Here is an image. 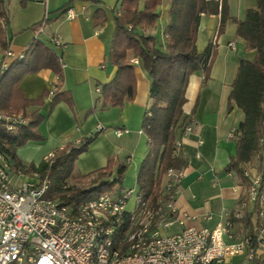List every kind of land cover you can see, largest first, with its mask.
I'll use <instances>...</instances> for the list:
<instances>
[{"label":"crops","instance_id":"crops-1","mask_svg":"<svg viewBox=\"0 0 264 264\" xmlns=\"http://www.w3.org/2000/svg\"><path fill=\"white\" fill-rule=\"evenodd\" d=\"M69 1L47 0L45 5L41 0H29L22 6L21 0H4L9 17L7 50L16 55L24 53L36 39L39 24L48 11L49 20L40 38L63 58L60 92L69 93L72 99V106L61 101L52 107L53 96L49 93L59 78L51 69L24 76L19 87L25 99L37 100L45 95L39 107L44 121L38 128L44 139L29 142L18 148L16 154L20 158L19 152L26 148L29 156H37L40 161L35 163L31 159L29 163L38 166L50 153L96 133L100 125L105 130L79 157L77 173L86 176L106 167L108 160L113 158L119 164L128 165L127 173L137 175L148 152V138L142 132V124L151 105V80L142 64L132 63L136 75L133 101L115 108H104L101 101V87L109 84L117 72V68L109 62V53L115 32V13L112 10L121 4V0H73L71 7L77 17L70 21L60 11ZM227 1L232 19L227 22L222 34L217 35L219 15H202L200 20L197 50L202 54L209 45H214L215 54L207 80L203 73L189 78L183 110L189 119L195 120L196 126L190 135L180 138L178 154L186 157L187 167L181 171L183 178L175 199L177 218L183 224L175 222L171 227L162 228L161 233L166 236L178 234L185 228L212 230L229 218L234 224L235 237L241 238L249 233L256 234L264 219L255 213V203L249 202L248 180L228 168L237 153L232 134L244 120V113L235 103L231 104V108L229 106L232 84L240 61H251L255 57V51L249 50L246 42L238 36V25L233 19L244 20L246 12L256 9L258 4L257 0ZM142 5L143 0L139 7ZM169 7L170 0H163L158 10L161 25L165 27ZM97 11L105 14L106 23L102 24V17L96 19ZM151 33L161 41L160 30H151ZM51 36L59 37L65 47H55L49 42ZM232 42L234 49L228 47ZM4 53L0 48V60ZM34 110L36 107L29 109L30 112ZM110 128L127 132L117 137L113 131L106 132ZM255 165L256 162L245 169L255 172ZM33 174L25 175L10 169L11 180L16 187L23 182H35L37 179ZM236 215L241 218H236ZM262 259L257 261L263 264ZM242 260V257H235L228 264H242Z\"/></svg>","mask_w":264,"mask_h":264},{"label":"trees","instance_id":"trees-1","mask_svg":"<svg viewBox=\"0 0 264 264\" xmlns=\"http://www.w3.org/2000/svg\"><path fill=\"white\" fill-rule=\"evenodd\" d=\"M28 1L21 0V5ZM72 1L60 9L63 14L71 8ZM140 1L121 0L120 16L114 14L115 32L109 62L117 68V72L109 84L101 87V101L104 108H115L134 100L136 75L130 61L131 58L138 59L151 80V105L142 124V132L148 138V152L140 165L137 185L144 197L154 203L163 194L167 170L181 172L187 167L186 157L175 154L177 142L181 141L191 120L183 110L187 101L186 90L193 74L203 73L207 80L215 54L214 45H209L202 54L197 50L201 17L220 16L217 35L224 32L232 18L227 0H170L165 28L168 37L162 43L151 30H160L158 10L163 0H143L141 8ZM257 4L256 9L246 12L244 20L233 19L238 25V36L246 42L249 50L255 51V57L251 61H240L232 84L229 106L231 108V104L235 103L244 113V120L234 131L237 153L228 168L244 177L245 167L256 162L255 171L261 176V196L264 194V0H257ZM96 14V19L103 18L102 24L107 22L103 12L97 11ZM8 23L4 0H0V48L3 51L9 48ZM40 35L25 50L24 58L14 61L9 70L0 76V113H23L29 119L27 125L15 132H7L0 122V153L10 162L13 170L25 175L38 173L44 177L49 173L51 184L46 197L59 199L65 205L97 199L107 193L121 194L126 189L127 164H119L110 158L106 167L86 176L76 171L79 157L89 150L105 129L56 150L51 162L43 160L38 166L26 165L18 158V148L44 139L38 128L44 121L39 107L45 95L37 100L25 99L19 87L24 76L51 69L59 78L52 95V107L61 101L72 106L70 94L60 92L63 58ZM32 107L36 110L30 112ZM259 210L258 201L254 209L257 215ZM252 264L260 263L254 261Z\"/></svg>","mask_w":264,"mask_h":264},{"label":"built area","instance_id":"built-area-1","mask_svg":"<svg viewBox=\"0 0 264 264\" xmlns=\"http://www.w3.org/2000/svg\"><path fill=\"white\" fill-rule=\"evenodd\" d=\"M41 2L46 5L47 0ZM114 13L120 16V5L114 7ZM64 15L69 21L77 17L72 7ZM48 20L46 10L38 34L45 33ZM165 28L160 26L162 43L168 37ZM49 40L56 47H65L57 36ZM228 47L234 49L235 44L229 43ZM23 58L24 53L5 51L0 60V76L14 61ZM131 63L137 65L139 60L131 59ZM54 93L55 88L49 94ZM0 122L7 132H15L27 125L29 119L23 113H0ZM195 126L191 119L183 136L190 135ZM97 130L104 128L99 125ZM126 132L113 130L117 137ZM180 147L178 141L175 154ZM53 157L54 153H50L46 162ZM10 169V162L0 153V264H228L235 257H242V264H252L264 258V219L256 234L241 238L235 237L229 218L212 230L185 228L175 235L161 233L162 228L175 222L183 224L177 218L175 200L183 178L180 171L167 170L163 194L154 203L144 197L136 184L121 194L107 193L65 205L59 199L46 197L51 184L49 173L44 177L35 173V182H23L16 187ZM244 177L249 181V202L259 201V216L264 218V194L259 196L261 176L246 169Z\"/></svg>","mask_w":264,"mask_h":264},{"label":"rangeland","instance_id":"rangeland-1","mask_svg":"<svg viewBox=\"0 0 264 264\" xmlns=\"http://www.w3.org/2000/svg\"><path fill=\"white\" fill-rule=\"evenodd\" d=\"M112 132L113 130L110 128V129H108L106 132ZM26 148H22V150L19 152L20 154H19V156H21L19 159L21 160V162L22 163H24V164H26V163H28V164H30L29 162L30 161H28V160H31L32 159V162H35V163H37V162H40L39 161V159H38V157L37 156H34V157H32V156H29L27 153H26V150H25ZM23 156V157H22ZM26 156V157H25ZM23 158H27V159H23ZM30 158V159H29ZM142 163V162H141ZM137 176H138V174L137 175H135V173H130V172H128L127 174H126V180H125V183H124V186H125V188H133V187H135L136 186V184H137V182H136V178H137Z\"/></svg>","mask_w":264,"mask_h":264}]
</instances>
